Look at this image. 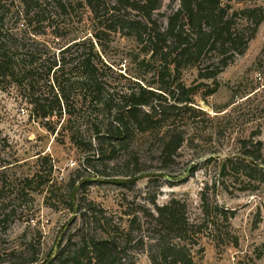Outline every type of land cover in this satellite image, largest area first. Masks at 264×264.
I'll return each instance as SVG.
<instances>
[{"label":"trees","instance_id":"obj_1","mask_svg":"<svg viewBox=\"0 0 264 264\" xmlns=\"http://www.w3.org/2000/svg\"><path fill=\"white\" fill-rule=\"evenodd\" d=\"M19 1L24 9L17 11L16 26L6 27L0 17V77L24 91L33 105L32 115L53 122L52 130L60 126L76 147L88 145L98 159L114 158L136 134H150L158 138L156 151L162 161H174L187 139L182 130L167 123V113L193 102L200 87L186 86L183 70L196 67L199 80L217 83L220 73L246 52L264 21L261 6H233L246 0H174L179 6L166 23L156 17L163 0H50L63 10L75 3L88 8L97 25V31L85 38L69 37V32L56 28L58 47L52 52L36 38L46 33L40 26L43 1ZM20 15L25 19L22 23ZM117 34L134 37L149 55L148 63L158 66L155 82L120 89L113 84L115 70L104 55L102 41L110 42ZM44 86L51 97L42 94ZM240 142L239 153L221 160L220 176H244L264 184V141ZM78 172L70 182L71 210L83 220L74 232L60 238L57 250L42 264H136L135 249L146 250L152 264H196L192 249L203 236L218 246L238 245L231 224L236 210L209 202V181L195 217L180 197L165 203L153 197L143 210L144 220L135 214L123 226L94 202L76 204L78 189L98 181ZM37 178L42 176H25L19 190H37L48 181ZM39 260L34 256L20 263Z\"/></svg>","mask_w":264,"mask_h":264},{"label":"rangeland","instance_id":"obj_2","mask_svg":"<svg viewBox=\"0 0 264 264\" xmlns=\"http://www.w3.org/2000/svg\"><path fill=\"white\" fill-rule=\"evenodd\" d=\"M42 1L40 26L46 33L36 38L52 52L58 47L53 34L56 28L69 32L72 38H85L97 31L88 8L75 3L63 10L50 0ZM178 6V1L163 0L156 17L166 23ZM233 6L264 8V0L234 2ZM23 9L19 0H2L0 17L6 27L17 25V11ZM19 20L22 23L25 19L20 15ZM102 44L115 70L112 82L119 89L157 80L158 66L148 63L149 55L134 37L117 34ZM263 47L264 21L246 52L220 73L217 83L199 80L196 67L183 70L185 85L200 87L193 102L186 107L179 104L182 108L167 113V123L182 130L187 139L175 160L167 163L156 151L158 138L150 134H136L114 158L94 157L88 145L84 149L76 147L66 130L60 126L52 130L53 122L32 115L33 105L24 91L9 78L0 77V264H21L34 256L40 260L30 264H42L57 250L60 238L75 231L83 220L71 210L70 182L78 170L98 181L78 189L76 204L94 202L123 226L135 214L144 220L143 210L151 205L153 197L159 203L180 197L195 217L200 210L201 191L209 181V202L236 210L231 224L238 245L218 246L203 236L200 245L192 249L196 264H264V184L244 176L219 174L221 160L239 153L241 140L264 141ZM42 92L52 96L48 87H42ZM36 173L42 176L38 182L48 181L37 190L20 191L22 178ZM252 173L257 175L255 167ZM126 174L136 177L134 182ZM135 251L136 264H152L146 250Z\"/></svg>","mask_w":264,"mask_h":264},{"label":"built area","instance_id":"obj_3","mask_svg":"<svg viewBox=\"0 0 264 264\" xmlns=\"http://www.w3.org/2000/svg\"><path fill=\"white\" fill-rule=\"evenodd\" d=\"M21 111H22V112H25V109H22Z\"/></svg>","mask_w":264,"mask_h":264}]
</instances>
